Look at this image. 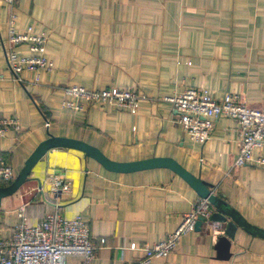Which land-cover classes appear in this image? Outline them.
<instances>
[{
  "label": "crops",
  "instance_id": "crops-1",
  "mask_svg": "<svg viewBox=\"0 0 264 264\" xmlns=\"http://www.w3.org/2000/svg\"><path fill=\"white\" fill-rule=\"evenodd\" d=\"M11 14L16 30L30 27L46 37L53 66L38 81L23 72L21 83L14 82L5 69ZM16 52L29 55L26 45ZM0 68V116L15 117L19 126L0 138V158L14 179L48 134L84 142L118 163L172 159L264 231V168L233 167L236 122L218 118L207 142H193L166 101L187 88H203L215 99L236 95L264 110V0H15L11 6L0 0ZM65 86L116 87L144 99L135 114L85 103L74 111L62 105ZM253 154L264 156V146ZM52 176L69 181L70 192L51 191ZM199 199L168 168L118 173L81 151L57 148L35 164L15 193L0 198V240L10 238L22 216L33 225L57 211L88 224L97 245L89 264H132L142 248L174 232ZM223 232L224 225L205 221L166 258L149 264H264V238L241 228L229 240V257L219 258L216 242Z\"/></svg>",
  "mask_w": 264,
  "mask_h": 264
},
{
  "label": "built area",
  "instance_id": "built-area-1",
  "mask_svg": "<svg viewBox=\"0 0 264 264\" xmlns=\"http://www.w3.org/2000/svg\"><path fill=\"white\" fill-rule=\"evenodd\" d=\"M15 0H5L11 6ZM16 16L11 14L8 22L7 39L3 44L5 69L10 78L21 83V74L27 72L39 79L41 71L49 72L52 62L46 57V37L34 34L29 27L20 32L13 26ZM26 45L29 55H19L16 47ZM4 79L0 68V81ZM63 93L68 98L63 107L69 110H82L81 103L108 105L135 114L139 103L144 99L135 91L116 87L102 90L80 86H65ZM176 113V123L193 142L205 143L210 137L214 122L218 118H228L238 125V152L233 167L252 165L264 168V156H255V149L264 146V110H257L244 104L236 95L225 94L215 99L203 88H187L183 92L166 98ZM50 120L44 127L48 129ZM15 117L0 116V138L9 129L18 130ZM13 170L0 158V184L11 183ZM50 190L68 193L71 184L66 179L52 176ZM23 214V210L21 209ZM211 215V205L206 199H199L190 212L182 215L174 232L153 246L141 249L143 255L132 264H149L154 258H166L177 247L182 236L195 231L199 218L205 221ZM103 243V241H101ZM97 245L93 242L88 224L80 217L66 218L57 211L46 214L38 223L30 225L22 216L7 240H0V264H70L68 258H76L75 264H89L94 258Z\"/></svg>",
  "mask_w": 264,
  "mask_h": 264
},
{
  "label": "water",
  "instance_id": "water-1",
  "mask_svg": "<svg viewBox=\"0 0 264 264\" xmlns=\"http://www.w3.org/2000/svg\"><path fill=\"white\" fill-rule=\"evenodd\" d=\"M57 148H68L83 152L87 157L94 159L105 169L118 173H130L141 170L153 168H168L181 177L201 199H206L215 210L211 213L207 221L224 225V235L219 237L216 242L218 250V257L227 259L229 253V240L234 238L237 228L245 230L247 233L253 234L257 237L264 238V231L258 230L247 224L234 210H232L223 200L215 196L207 185L197 177L188 173L177 162L167 158H152L148 160L118 163L106 158L98 149L78 140L55 137L48 134V138L41 142L33 153L28 157L24 163V167L14 179V181L3 188H0V198L12 195L18 188L28 179L30 171L35 164L48 152ZM205 222L203 218H199L195 224V231H199L202 223Z\"/></svg>",
  "mask_w": 264,
  "mask_h": 264
}]
</instances>
